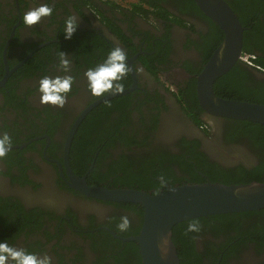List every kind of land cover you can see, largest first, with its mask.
<instances>
[{
  "label": "flooded vegetation",
  "instance_id": "af4514ba",
  "mask_svg": "<svg viewBox=\"0 0 264 264\" xmlns=\"http://www.w3.org/2000/svg\"><path fill=\"white\" fill-rule=\"evenodd\" d=\"M188 1L146 0L158 8L147 5L150 12L144 14L135 12L136 7L98 0H0V84L6 80L0 86V134L7 132L12 140L8 155L0 159V242L47 254L52 264H120L132 257L123 239L140 232L144 212L70 187L66 149L81 119L71 143L70 166L91 186L123 188L122 170L159 172L153 179L160 191L185 184L194 172L202 175L186 150L202 153L201 170L250 169L264 160L263 134L241 120L212 116L202 108L196 115L192 112L191 83L208 62L212 44L219 46L222 40L213 42V21ZM225 1L238 18L237 5L240 14L249 8L250 17L257 19L250 24L258 30L248 32L253 28L239 18L248 32L243 54L254 56L262 69L239 60L248 66V82L255 88L250 96L263 99L256 104L264 105V0ZM40 2L54 6L53 15L32 28L23 27L22 13ZM69 15H77L80 23L66 40L61 29ZM115 46L127 52L136 85L131 71L123 81L129 93L90 110L108 94L93 97L84 73ZM59 52L70 61L67 72L60 67ZM58 75L74 78L67 103L63 108L41 105L38 81ZM116 100L120 106L101 108ZM81 127L87 132L76 151ZM88 149L92 163L80 173L76 159ZM122 216L130 221L124 232L117 228ZM206 218L193 222L199 232H187L188 224L184 228L202 264H220L226 253L229 264H264V216Z\"/></svg>",
  "mask_w": 264,
  "mask_h": 264
},
{
  "label": "water",
  "instance_id": "95a60500",
  "mask_svg": "<svg viewBox=\"0 0 264 264\" xmlns=\"http://www.w3.org/2000/svg\"><path fill=\"white\" fill-rule=\"evenodd\" d=\"M194 2L224 33L222 42L196 77L200 107L212 116L264 125V105L229 100L215 93V83L240 63L246 28L225 0ZM130 68L133 66L130 65ZM132 73L136 85L134 69ZM5 83L6 80L0 86H4ZM129 92L130 90L119 95L108 94L95 102L90 110ZM81 120L74 126L66 149L65 163L71 178L70 187L102 201L142 207L144 216L139 234L123 241L135 242L139 246L143 264H181L177 246L173 241V229L180 223L216 215L264 210V183L261 182L238 185L190 183L169 186L156 194L134 188L110 189L91 186L84 178L74 175L70 166L71 143Z\"/></svg>",
  "mask_w": 264,
  "mask_h": 264
},
{
  "label": "trees",
  "instance_id": "16d2710c",
  "mask_svg": "<svg viewBox=\"0 0 264 264\" xmlns=\"http://www.w3.org/2000/svg\"><path fill=\"white\" fill-rule=\"evenodd\" d=\"M142 1L144 3H146V5L150 6L151 8H153V7L158 8L157 5H153L150 2H146V0H142ZM186 1H188V0H186ZM188 2L190 4H192L194 6V8H196L197 10L200 11V9L196 6V4L194 3L193 0H189ZM235 5H237V4H235ZM138 6H140V5H138ZM239 6L243 7L241 4H239ZM135 7H136L135 12L138 11V12H142L144 14H147L150 12V10L145 9L143 6H140V7L135 6ZM237 7H238V5L235 6V8H236L237 13L239 14V18H240L242 24L246 28H250V27L253 28V30L251 29L248 32H254L255 30H258L257 25L250 24V22H253V21L257 22V19L250 17L249 8L246 9L248 11V13H246L244 10V12L240 14ZM211 24L213 26V31L215 32L213 35V38H212L213 42H216L218 40L221 42V40H223V37H224L223 31L214 22H211ZM262 29H264V28L262 27ZM248 32H245V35ZM101 43H103V42H101ZM214 44L215 43L212 44L211 53L206 58L205 62H207L209 60L212 52L218 46V44H216L215 46H214ZM98 48L101 49V46H99ZM109 50H111L110 47H109ZM245 51H247L246 47H244V52ZM103 57H106V56L104 55ZM244 67H242L241 64L238 63L229 73H227L226 75L221 77L215 83V93L217 96L225 98V99H229V100L248 101L251 103H256V102H258V100H263V99H259L257 97H251L250 96V91L255 90V88L248 82V80H250V75L248 73V70L246 69V68H248V66L246 65ZM195 72H200V70H197ZM189 93H192L191 98L195 103V108H192L193 109L192 112H194V114L196 115V111L202 110V109L199 105V102H198L197 96H196L195 80H193V82L191 83ZM116 103L119 105V101L116 100L114 102H108V103L102 105L101 108H103V110L105 111V110H107V107L110 106V104L115 105ZM95 115H99V110L97 111V114H95ZM242 122L245 123L246 125H249V127H252L255 131L260 132L261 134L264 135V125H260V124H256V123H252V122H248V121H242ZM86 127H84V128L81 127L79 130V133L77 135V138H76V141L74 144V150H76V151H77V147L81 143V141L85 140V137H83V135L87 132V130H85ZM77 142H79V143L77 144ZM196 145H198V143H196ZM90 150L91 149L85 150L84 156L83 157H77V159H76V161L80 162V164H79L80 167H78V171L80 173H82V171H86L89 168V165L92 163L93 155L92 156L88 155V152ZM185 154L190 155L191 159L192 158L195 159V161L200 165L199 166L200 168L198 167V170L202 173V175H201L199 172H194L191 175L192 176L191 179L188 180V182L185 184L206 183V182L222 183L225 185L248 184L251 182L264 183V160L261 161L260 164H258L257 166L252 167L250 169H247V168L241 166V167H238L237 169H234V170L223 169L220 167H217V168L212 169V170L205 167L204 169L201 170L202 163H200L199 160L204 159V156L202 155V153L196 152L195 150H193V151L186 150ZM71 157H72V161L74 162V152H72ZM85 159H88L87 163H86ZM122 173H123L122 178H124V180L121 182L122 184H124L123 188H127V189L128 188H135V189L147 191V192H149L151 189L157 188V190L155 192H153V194L161 192L159 190V188H160L159 183L155 179H153V178H157L158 176H161L160 173L157 171L152 174L151 170H147L146 172L139 170V171L129 172L127 174L125 172V170H122ZM115 175H117V172H115ZM203 175H205L206 177H204ZM167 178L169 179V176H167ZM180 185H182V184H180ZM171 187H174V185H172ZM116 204L124 206V207L133 208V209H139V212L141 213V215H143V209L140 206L133 205V204H119V203H116ZM254 215L264 216V210L257 211V212L216 215V216H210V218L216 219V220H221V221H228L230 218L243 217V219H246L249 217H253ZM206 219L207 218L192 219V220L178 224L173 229V241H174L175 245L177 246L178 253H179V256L181 258V264H202L200 256L196 254V252L194 251V249L192 247L193 246L192 243L187 240V238H186L187 235L184 232V228L189 223H193L196 221L200 222L201 220H206ZM138 233H139V230L134 235H137ZM126 252L130 253V255L132 257L128 260H125L124 262H122L120 264H143L142 258L140 255L139 246L135 242H129L126 244ZM226 255H227V253H226ZM226 255H224L223 260L220 264H229V263H226L227 261H225ZM192 256H194V259H192Z\"/></svg>",
  "mask_w": 264,
  "mask_h": 264
},
{
  "label": "clouds",
  "instance_id": "9594fccd",
  "mask_svg": "<svg viewBox=\"0 0 264 264\" xmlns=\"http://www.w3.org/2000/svg\"><path fill=\"white\" fill-rule=\"evenodd\" d=\"M54 6L49 3L40 2L29 7L22 13L21 22L23 27L32 28L38 25L43 18L53 15ZM80 19L77 15H69L63 21L61 31L66 40H70L79 27ZM127 52L119 47H113L103 62L87 69L84 77L87 81L88 91L93 97H104L106 94L119 95L125 91L123 81L133 70L127 61ZM60 67L67 72L70 61L66 55L59 52ZM137 73L141 68L135 69ZM74 78L70 75L43 76L38 81L37 92L40 96V104L63 108L68 101ZM12 146V140L7 132L0 134V159L5 158ZM163 182V177H161ZM171 190V189H170ZM130 227L127 216H122L117 224L119 231L124 232ZM200 226L197 223H189L187 232H199ZM0 264H52L51 257L47 254L29 253L22 248H16L7 241L0 242Z\"/></svg>",
  "mask_w": 264,
  "mask_h": 264
},
{
  "label": "built area",
  "instance_id": "2783aa9c",
  "mask_svg": "<svg viewBox=\"0 0 264 264\" xmlns=\"http://www.w3.org/2000/svg\"><path fill=\"white\" fill-rule=\"evenodd\" d=\"M102 3H110L111 5H115L119 8H132L135 6H143L145 9H148L147 5H143L140 0H98ZM255 57L248 54H242L240 60L246 63L248 66L255 67L258 69H262L255 63Z\"/></svg>",
  "mask_w": 264,
  "mask_h": 264
}]
</instances>
